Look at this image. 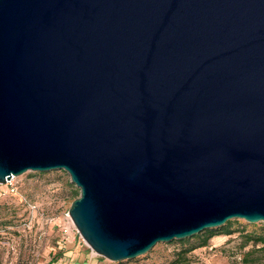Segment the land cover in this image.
Listing matches in <instances>:
<instances>
[{
  "label": "water",
  "instance_id": "obj_1",
  "mask_svg": "<svg viewBox=\"0 0 264 264\" xmlns=\"http://www.w3.org/2000/svg\"><path fill=\"white\" fill-rule=\"evenodd\" d=\"M54 169L112 261L264 222V0H0V183Z\"/></svg>",
  "mask_w": 264,
  "mask_h": 264
},
{
  "label": "rangeland",
  "instance_id": "obj_2",
  "mask_svg": "<svg viewBox=\"0 0 264 264\" xmlns=\"http://www.w3.org/2000/svg\"><path fill=\"white\" fill-rule=\"evenodd\" d=\"M78 196L79 188L63 169L28 170L0 183V264H171L193 242L191 236L157 242L134 258L107 259L89 247L68 214ZM231 220L235 231L188 252V264H245L242 258L251 250L246 264H264V251L245 236L264 222Z\"/></svg>",
  "mask_w": 264,
  "mask_h": 264
},
{
  "label": "trees",
  "instance_id": "obj_3",
  "mask_svg": "<svg viewBox=\"0 0 264 264\" xmlns=\"http://www.w3.org/2000/svg\"><path fill=\"white\" fill-rule=\"evenodd\" d=\"M234 231L235 230L232 228V220H228L225 224L219 227L204 229L199 233L192 235L190 239H193V242L187 247L181 249V251L177 253L176 259L171 264H175V263L188 264V260L186 256L188 252L192 251L195 248L206 246L208 244V241L213 236L221 235V234L229 235L232 234ZM245 236L248 241H251L254 244V247H257L254 249L264 251V225L261 226V229L259 231L246 232ZM181 242H183V240ZM252 251L253 250L246 252L245 255L243 256L242 260L245 264L248 262L247 258L252 255L253 253Z\"/></svg>",
  "mask_w": 264,
  "mask_h": 264
},
{
  "label": "built area",
  "instance_id": "obj_4",
  "mask_svg": "<svg viewBox=\"0 0 264 264\" xmlns=\"http://www.w3.org/2000/svg\"><path fill=\"white\" fill-rule=\"evenodd\" d=\"M8 182V181H7Z\"/></svg>",
  "mask_w": 264,
  "mask_h": 264
}]
</instances>
